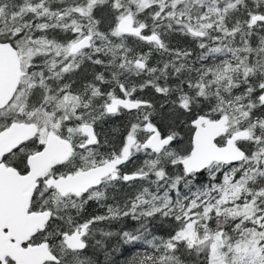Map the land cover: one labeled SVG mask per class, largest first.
Returning a JSON list of instances; mask_svg holds the SVG:
<instances>
[{"label":"snow or ice","instance_id":"obj_1","mask_svg":"<svg viewBox=\"0 0 264 264\" xmlns=\"http://www.w3.org/2000/svg\"><path fill=\"white\" fill-rule=\"evenodd\" d=\"M136 244L264 264V0H0V264Z\"/></svg>","mask_w":264,"mask_h":264},{"label":"trees","instance_id":"obj_2","mask_svg":"<svg viewBox=\"0 0 264 264\" xmlns=\"http://www.w3.org/2000/svg\"><path fill=\"white\" fill-rule=\"evenodd\" d=\"M105 209L98 208L94 203L90 202L87 208V214H95L97 212L103 213ZM124 227H127L128 229H132L135 227V224L132 221H126L124 222ZM120 227V225H112L113 230H117ZM153 231L156 234H165L168 231V225L167 224H160L158 221L153 226ZM143 247L140 244L136 245H128L123 246L121 250L116 253L115 259L118 261V264H125V261L130 260L133 256H135L138 252H142ZM101 260H103V257H100Z\"/></svg>","mask_w":264,"mask_h":264}]
</instances>
